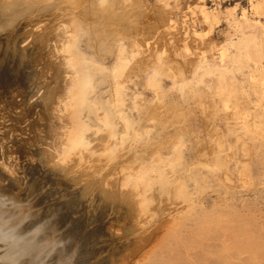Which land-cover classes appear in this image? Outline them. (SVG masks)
Masks as SVG:
<instances>
[{
	"label": "rangeland",
	"instance_id": "374dc122",
	"mask_svg": "<svg viewBox=\"0 0 264 264\" xmlns=\"http://www.w3.org/2000/svg\"><path fill=\"white\" fill-rule=\"evenodd\" d=\"M0 206L15 264H264V0H0Z\"/></svg>",
	"mask_w": 264,
	"mask_h": 264
},
{
	"label": "bare ground",
	"instance_id": "6f19581e",
	"mask_svg": "<svg viewBox=\"0 0 264 264\" xmlns=\"http://www.w3.org/2000/svg\"><path fill=\"white\" fill-rule=\"evenodd\" d=\"M2 195V194H1ZM3 196V195H2ZM2 198V197H1ZM3 199V198H2ZM7 202V201H6ZM6 202H5V204H6ZM3 205V204H2ZM0 207H2V206H0ZM0 211H1V209H0ZM2 211H4V210H2ZM1 211V212H2ZM5 212H6V209H5ZM7 214H8V212H6V216L4 215V219H7ZM10 216V215H9ZM25 216V215H24ZM13 219V218H12ZM3 219L0 217V264H15L16 263V260H17V258L19 257H17V256H9L7 253H10V255H12L11 253L13 252L12 250V246H14V248H15V246L17 245V242L15 241V240H18L17 238H22L23 236H22V233H21V237H18V233H20V232H18V231H16V230H18V229H14V231H9V229L7 230L6 228L7 227H5L6 225H4L3 226V224L4 223H1V221H2ZM4 221V220H3ZM2 221V222H3ZM12 221V220H11ZM20 221V220H19ZM10 225V224H9ZM10 226H13V224L12 225H10ZM2 227H5V229L6 230H4ZM19 227V226H18ZM10 228V227H9ZM12 228V227H11ZM10 228V229H11ZM39 229V228H38ZM33 231V230H32ZM18 232V233H17ZM23 232H25V231H23ZM29 234V233H28ZM16 236H17V238H16ZM33 236V235H32ZM32 236H31V238H32ZM39 236V235H38ZM27 237V236H26ZM14 238V239H13ZM29 238V237H28ZM39 238V237H38ZM12 239L14 240V242L16 243H14V245H12L11 244V241H12ZM25 239V238H24ZM43 239V238H42ZM29 240H30V238H29ZM24 241V243H25V240H23ZM47 241V240H46ZM52 241V240H51ZM27 242V241H26ZM30 242V246H27V249L30 247V251L32 252V254L31 253H29V255H31L32 257H33V260L35 259V255H36V253L38 254L39 252V250H40V246H39V244H38V240H36V237L35 236H33V239L31 240V241H29ZM46 243H48V242H46ZM8 244H11L10 246H9V249L11 248L12 250L9 252L8 250V248H7V246H8ZM26 244V243H25ZM49 244V243H48ZM54 244V243H53ZM18 245H19V243H18ZM17 245V246H18ZM26 245H28V244H26ZM26 245H21L22 247L21 248H17V250H15V251H18L19 252V249H21V252H22V249L24 250L25 249V246ZM56 245V244H55ZM46 246H47V244H46ZM53 246V245H52ZM48 247V246H47ZM50 247V246H49ZM8 249V250H7ZM16 249V248H15ZM8 251V252H7ZM25 251V250H24ZM23 251V252H24ZM48 251V250H47ZM51 251V250H50ZM17 252V253H18ZM26 252H27V250H26ZM5 253V254H4ZM46 253V252H45ZM18 254H20V253H18ZM41 254V253H40ZM16 255V254H15ZM24 256V255H23ZM30 256V259L32 258ZM38 256V255H37ZM26 257V256H25ZM36 258H38V257H36ZM42 262V261H41ZM23 263V262H22ZM26 263V262H25Z\"/></svg>",
	"mask_w": 264,
	"mask_h": 264
}]
</instances>
